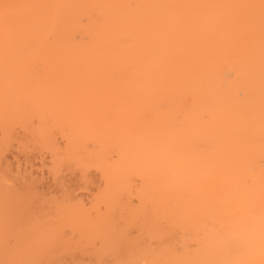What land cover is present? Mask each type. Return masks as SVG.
Listing matches in <instances>:
<instances>
[{
    "label": "bare ground",
    "instance_id": "obj_1",
    "mask_svg": "<svg viewBox=\"0 0 264 264\" xmlns=\"http://www.w3.org/2000/svg\"><path fill=\"white\" fill-rule=\"evenodd\" d=\"M0 264H264V0H0Z\"/></svg>",
    "mask_w": 264,
    "mask_h": 264
}]
</instances>
